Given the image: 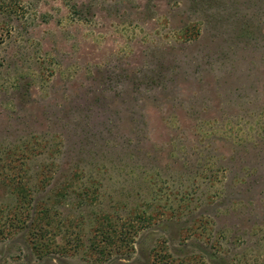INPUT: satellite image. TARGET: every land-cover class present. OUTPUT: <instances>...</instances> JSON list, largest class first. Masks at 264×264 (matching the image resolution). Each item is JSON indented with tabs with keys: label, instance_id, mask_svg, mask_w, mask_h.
Instances as JSON below:
<instances>
[{
	"label": "rangeland",
	"instance_id": "374dc122",
	"mask_svg": "<svg viewBox=\"0 0 264 264\" xmlns=\"http://www.w3.org/2000/svg\"><path fill=\"white\" fill-rule=\"evenodd\" d=\"M35 135L55 173L98 178L103 207L175 197L176 216L99 264H146L159 243L189 264H264V0H0V164ZM30 257L22 232L0 239V264H95Z\"/></svg>",
	"mask_w": 264,
	"mask_h": 264
},
{
	"label": "trees",
	"instance_id": "16d2710c",
	"mask_svg": "<svg viewBox=\"0 0 264 264\" xmlns=\"http://www.w3.org/2000/svg\"><path fill=\"white\" fill-rule=\"evenodd\" d=\"M50 146L47 136L28 137L16 145L18 149L9 148L0 164V185L6 189L5 196L0 197V239L22 232L29 257L42 259L53 254L73 256L78 253L95 264L123 258L122 255L132 252L131 235L158 219L164 222L176 216L175 213L172 216L171 205L167 204L172 198L175 200L171 192L162 193L163 205L157 204L152 196L142 207L125 209L112 204L103 207L114 198L99 192L97 177L89 175L88 185L77 186L75 181L80 176L55 173L59 168L57 163L51 159L39 160L53 155ZM87 146L90 153L95 144ZM87 164L95 168L93 162L87 161ZM153 178L150 181L157 183L158 178ZM68 197L73 199V206L79 209L80 215L66 221L58 207ZM119 202L127 201L119 199ZM151 250L146 264H189L190 261L187 257L175 260L164 243Z\"/></svg>",
	"mask_w": 264,
	"mask_h": 264
}]
</instances>
